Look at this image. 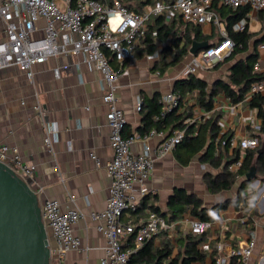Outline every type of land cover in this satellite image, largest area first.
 Returning a JSON list of instances; mask_svg holds the SVG:
<instances>
[{"label": "crops", "instance_id": "0c3cea01", "mask_svg": "<svg viewBox=\"0 0 264 264\" xmlns=\"http://www.w3.org/2000/svg\"><path fill=\"white\" fill-rule=\"evenodd\" d=\"M215 6L218 11L225 5ZM259 10L252 7L247 19L243 18L249 31H259L264 25V21L258 18ZM164 20L168 24L176 23L182 39L187 23L180 17L172 21L165 18ZM199 25L202 33L210 36V42L221 37L220 26L226 29L225 21L222 19L220 26L215 23ZM5 35V23L0 16V40L4 39ZM262 43L264 41L260 44ZM260 44L257 47L258 56L255 61L258 67L255 68L264 73V45ZM170 45V40L158 42L155 52L142 54L139 53L140 49L136 48L133 64L128 66L126 63V70L120 77L115 92L117 105L123 109L127 118L125 135H143L145 113L153 108L154 101L159 103L163 110L164 95L171 90L174 91L176 80L185 76L182 72L190 61V56L177 63L181 65L169 73L167 69L177 64L163 66L172 60L174 50L169 48ZM243 56L244 54L238 55ZM112 63H115V60ZM55 67L61 68L60 78L54 76ZM213 67L199 69L194 74L207 80L210 85L219 79L228 80L225 73L219 69L213 70ZM33 70V78L17 65L0 70V143L16 146L23 161L35 164L37 174L32 186L35 189L42 188L39 193L40 201L45 198L57 199L62 209L78 208L86 215L74 224V232L81 239V248L69 250L66 253L65 264H100L105 254L106 238L104 233L97 229V223L88 215L92 211H101L106 207L111 183L106 164L112 159L113 150L106 117L109 106L102 97L104 92L102 73L87 61L83 53L51 56L43 63L36 64ZM249 101L250 98H246V94L242 100L234 101L221 91L214 97L212 111H208L210 115L213 111L221 113L218 120L219 135L215 140V154H221L224 161L227 160V155L232 154L234 148L230 145L226 147L223 142L218 143L223 135L240 139L245 135L254 134L260 140L264 139L263 129L260 132L249 125L251 117H256L263 125L262 118L249 105ZM139 102L142 103L141 108H138ZM202 112L207 111L196 103V93H190L184 96L181 106L167 116L160 129L169 135L173 132L172 125L178 120L176 116L185 113L180 121L186 116ZM47 124H53L56 129L54 152L49 151L45 145ZM162 139L161 135L155 134L147 139L146 143L150 147H155ZM143 145L142 140H135L131 145L133 152L139 154ZM179 145L170 153L156 159L150 176L143 184L135 185L138 195V189L140 190L142 186L147 188V192L142 196L143 202L139 210L126 213L123 217L125 221L145 220L149 212L154 211L152 209L154 205L160 213H164L167 210L168 199L177 187L197 194L208 206L236 197L239 182L230 190L209 192L203 174L212 166L203 161L200 154L193 157L188 164L181 163L177 154L183 149ZM216 171L213 168V173ZM252 193H255L256 198L253 206L245 207L242 202L238 205L230 202L220 210L219 217L210 222L198 244L206 253L205 259L194 261L192 264H214L215 258L221 254H228L231 249L239 247L253 236L256 238V245L247 264H264L263 178L255 183L251 182L243 192ZM167 217L164 218L170 227L154 236L153 243L159 246L162 240H169L173 245L174 256L180 248H184L183 237L191 232L190 223L194 216L186 211L171 220ZM48 232L51 248H55L56 241L50 227ZM129 236L125 239V248H130ZM220 243L223 245L222 249L218 246Z\"/></svg>", "mask_w": 264, "mask_h": 264}, {"label": "built area", "instance_id": "2783aa9c", "mask_svg": "<svg viewBox=\"0 0 264 264\" xmlns=\"http://www.w3.org/2000/svg\"><path fill=\"white\" fill-rule=\"evenodd\" d=\"M226 5L233 9L250 4L256 9H264V0H152L141 11L130 9L120 1L104 4L99 0H0V16L5 23V37L0 40V70L10 65H17L30 78L34 75V66L43 63L51 56L79 54L86 55L95 69L103 76V100L109 109L106 117L110 128V144L113 157L106 164L107 174L111 179L106 207L101 211H92L89 218L97 223L96 227L106 238L105 254L100 264H131L132 249L125 248L127 236L136 232L135 247L144 240H149L170 225L166 219L155 211H150L145 220L125 221L124 215L136 211L141 206L142 196L147 192L141 187L139 195L135 185L143 184L150 176L156 159L173 151L183 140L185 131L176 129L169 135L157 127L143 135H125L127 123L125 112L117 105L116 90L120 77L128 66L133 64L135 50L142 43L148 31L149 21L156 16H163L172 21L180 17L185 23L221 25V18L215 5ZM44 20L40 25L39 21ZM245 19L235 25L236 30L244 29ZM156 34V32H154ZM221 37L208 48L191 55L190 61L183 69L186 76L199 69L213 67L228 56L234 42L227 30L220 26ZM261 46L264 43L260 44ZM111 58L115 60L112 63ZM258 67V63L255 65ZM54 76L61 77V68H54ZM264 92V80L255 81L246 93L252 98L255 93ZM184 101L181 95L171 90L163 97L164 109L156 115L160 119L167 111L179 108ZM142 103L139 102L138 108ZM210 113L202 112L186 117L185 123H197L208 119ZM262 122L256 117L249 118V125L260 129ZM263 127V126H262ZM155 134L163 139L150 147L146 140ZM56 129L53 124L46 125L45 145L54 152ZM142 140L144 145L139 154L132 150V143ZM231 147L256 149L260 145L257 135H245L240 139L230 136L227 141ZM93 157L97 159L96 155ZM0 161L10 165L20 176L34 180L37 169L35 164L23 161L16 146L0 143ZM242 159L229 165L238 169ZM35 189V188H34ZM41 187L35 189L39 194ZM41 214L47 227H50L56 241L51 248V264H65L66 253L81 248V239L74 232V224L86 215L78 208L62 209L57 199L45 198L41 201ZM210 226L209 221L192 218V233L204 234ZM256 238L239 247L231 249L228 254H221L214 264H247L253 254ZM219 248L222 249L220 243Z\"/></svg>", "mask_w": 264, "mask_h": 264}, {"label": "trees", "instance_id": "16d2710c", "mask_svg": "<svg viewBox=\"0 0 264 264\" xmlns=\"http://www.w3.org/2000/svg\"><path fill=\"white\" fill-rule=\"evenodd\" d=\"M99 1L104 4H113L115 1H120L130 9L141 11L152 0H129L128 3L123 0ZM166 1L173 2L174 0ZM251 8L252 6L247 4L236 9L226 5L218 9L220 18L225 21L229 37L234 42V47L231 53L216 63L214 67H217L224 61L229 62L228 80L219 79L210 85L204 78L189 73L177 79L174 85V91L180 94L181 98L184 99V96L195 92L196 103L202 109L212 111L214 97L219 92L223 91L232 100L239 101L244 98L253 82L264 80V73L255 68V61L258 56L257 47L264 41V25L256 32L249 31L247 24L241 30H234L233 28L243 18L247 19ZM258 18L262 22L264 21V9L259 10ZM148 26V31L142 39V43L137 48L140 49V54L145 52L153 53L157 49L158 42L170 40L171 45L169 48L174 50V54L172 60L169 63H164L163 66L177 64L186 56H190V47L196 40L209 41L210 46L216 43V41L210 42V36L202 33L199 24L187 23L182 39L176 23H166L163 16L153 17L149 21ZM240 54H244V56L238 57ZM113 60L111 58L112 62ZM249 105L257 111L258 116L263 120L264 94L255 93L250 99ZM173 110L175 111L177 108ZM173 110L170 112L167 111L160 119H156L155 116L161 114L162 110L161 105L154 101L153 108L148 110L144 115L142 128L146 132L153 127H163L167 116L174 113ZM182 115L179 117L176 116L178 120L174 122L171 129V131L176 129H183L185 131L184 138L179 145L183 150L177 154L180 162L188 164L193 157L200 154L203 161L208 162L217 170L216 173L208 172L204 176V181L209 192L218 193L220 191L230 190L238 182L240 183L239 189L235 198L208 206L204 204L202 198L197 194L190 193L185 188L177 187L171 193L168 199L167 210L164 213H160L155 205L152 209L163 217L168 216L167 218L169 220L177 218L184 212L189 211L196 218L213 222L219 217L220 210L225 208L230 202H233L235 205L242 202L245 207L253 206L256 202L255 193L243 194L244 190L252 182L247 181L245 176L250 166L256 161L259 177L264 180V152L262 154H258L257 152L264 139L261 138L260 145L256 149H242L239 146L234 147L232 154L227 155V160L224 161L221 154H215V140L219 135L218 120L221 117L220 111H213L210 117L200 124H186L184 121L187 116L179 121ZM262 129L263 127L261 126L259 131L262 132ZM228 138L226 135H223L218 140V143L221 144L223 140L227 141ZM228 145V142L225 143L226 147ZM239 158L242 159L241 166L236 170L230 169L229 165ZM135 238L136 232L132 233L128 240L130 249L133 250L130 256L131 264H192L194 261H203L206 257V253L198 247V244L203 239V234L186 233L183 237L185 240L184 248H180L179 252L174 256L173 245L169 240L164 239L161 245L156 246L153 243V237L149 240H144L139 247H135ZM237 261L234 258L233 261L231 260V263L236 264Z\"/></svg>", "mask_w": 264, "mask_h": 264}, {"label": "water", "instance_id": "95a60500", "mask_svg": "<svg viewBox=\"0 0 264 264\" xmlns=\"http://www.w3.org/2000/svg\"><path fill=\"white\" fill-rule=\"evenodd\" d=\"M209 46V41H194L190 56ZM262 126L264 131V118ZM257 152H264V141ZM245 179L253 183L260 179L256 161ZM50 261L51 244L39 194L27 179L0 161V264H51Z\"/></svg>", "mask_w": 264, "mask_h": 264}, {"label": "rangeland", "instance_id": "374dc122", "mask_svg": "<svg viewBox=\"0 0 264 264\" xmlns=\"http://www.w3.org/2000/svg\"><path fill=\"white\" fill-rule=\"evenodd\" d=\"M123 1H125L126 3H128V1L129 0H123ZM40 25H43L44 23H43V20L41 19L40 20V23H39ZM217 28H219V27H217ZM219 33V32H218ZM181 65V63L180 64H177V65H174V66H170L168 69H167V72L169 73V72H171L172 70H174V69H176L177 67H179ZM228 66H229V62H222V63H220L217 67H213L212 69L213 70H220V71H222L223 73H225V75H227V70H228ZM184 75V74H183ZM208 169V168H207ZM208 172H210V173H213V168L211 167V169L209 168L207 171H205L204 172V174H203V176L204 175H206V173H208ZM25 179H27L28 180V182L32 185V183H33V181H32V179H30V178H28V177H25Z\"/></svg>", "mask_w": 264, "mask_h": 264}]
</instances>
